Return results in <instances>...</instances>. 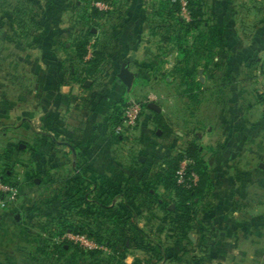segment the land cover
Here are the masks:
<instances>
[{"label":"crops","instance_id":"1","mask_svg":"<svg viewBox=\"0 0 264 264\" xmlns=\"http://www.w3.org/2000/svg\"><path fill=\"white\" fill-rule=\"evenodd\" d=\"M132 1L133 5L138 3L137 0ZM24 2L33 12L37 9L42 12L37 21L39 28L35 30L36 36L40 37L38 42L42 43L41 46L39 43L37 47L34 45L36 36L32 37L34 42L27 46H19L15 42L19 19L16 11L24 6ZM205 2L209 13L213 14L219 25L222 47L215 59L218 63L217 70L203 73V84L208 89V97L201 115L197 119L192 114L187 116V124L195 119L200 122V131L193 133L197 136L210 179L211 208L200 214L199 222L200 229L208 230L212 236L205 263L264 264V0ZM63 3L64 0H0V121L6 118L3 115L4 107H19L24 101L31 107V114L34 115L36 95L38 91H42V121L47 122V131L44 133L53 135L50 127L55 122L60 123L55 121L53 113L62 108L63 104L64 108L69 103L79 107L82 113L79 127L68 132L70 137L76 138V143H62L72 155L73 160L69 165L83 167L84 176L98 185V192L103 197L112 199L110 207H113V212L133 221L138 230L135 233L130 227L133 238H142L143 229L139 221L150 217L158 219L159 226L162 224V227L145 234L162 236L167 218L146 196V189L152 172L164 157L173 152L174 140L182 139L185 135L174 129V124L167 119L161 105H158L160 112L148 107L142 110L136 134L132 132L116 137L108 121L113 107L126 90L117 79L120 68L126 66L134 75L135 81L138 73L133 72L130 66L139 64L137 58L150 57L153 52L151 44L157 37L148 33L142 17H128L131 2L127 0L122 10L128 11L123 13L122 18L116 19L113 13L107 21H103L110 23L107 33L102 34L98 30L94 32L95 37L92 39L93 42L97 40L96 43L109 60L110 71H116L114 90L110 89L108 92L97 80H88L87 87L71 82L70 85L66 82L64 84L61 82L60 64L56 69L53 61L54 54L57 53L54 43L61 40L64 31L56 28L63 27L55 17V10H58V14L61 13ZM27 24L31 27L34 25L29 22ZM8 45L11 46L9 49ZM36 48L42 55V76L39 78H36L34 59L27 65L25 79L19 77L15 60L6 65L7 54L13 57L26 52V58L29 59L34 57ZM154 56L155 54L149 59ZM21 82L27 90L25 99L18 93L20 87L24 88L20 85ZM65 87H80L84 93L71 98L59 97L66 90ZM154 112L160 113L171 128L169 138H161V132L155 128ZM87 126L91 131L90 139L84 146H80L79 141ZM186 135L185 144L192 139L193 134ZM51 168L52 164L48 166V169ZM163 192L159 189L158 193ZM119 202L122 205L116 209ZM22 204L23 201L17 198L14 203L5 206L7 209L2 216L11 214V221L15 222L14 215L20 213L16 208ZM157 227L158 225L154 226ZM190 235L194 244L197 241L195 235ZM145 239L142 242H147V238ZM185 245V242H178L172 246L181 251ZM141 251V247L131 244L123 260L124 264H133L135 259L144 260ZM184 262L195 264L189 258L181 256L173 264Z\"/></svg>","mask_w":264,"mask_h":264},{"label":"rangeland","instance_id":"2","mask_svg":"<svg viewBox=\"0 0 264 264\" xmlns=\"http://www.w3.org/2000/svg\"><path fill=\"white\" fill-rule=\"evenodd\" d=\"M88 1L90 2V7H92L93 4L95 7V4L99 3L93 2L92 0ZM167 1L169 0H137L136 2L138 3L133 5V1L130 0L131 3L128 6V17H142L143 22L148 29V33H151L152 31L158 33L159 35H157L160 36L161 32H164V29L159 30L156 26L159 25V19L155 17L154 11L158 6L157 3ZM124 2L127 4V0H124ZM25 3L26 2H24V6L22 5L28 12L27 14L26 11H24V13L27 14L25 17L34 18L35 23H37L41 18L40 16L42 15V12L39 9L33 12L31 8H27ZM101 4L105 6V9L98 8L99 10L114 11V8L111 7V5L106 3ZM63 5L61 13L58 14V10H55V12H57L55 17L57 20H60L61 27H63L59 28V26H56V28L64 31L62 32L63 36L61 37V40L58 39L54 43L57 53L54 54L55 58H53V61L55 62L56 69L59 68L58 64H60V70L62 71L61 82L70 85L71 83L67 81V67L70 62L75 63V61H71L69 57L71 54L70 50L65 49L63 44L70 43V39H72L82 27H84L85 24L79 22V19L81 18L80 9L84 7V2H82V0H64ZM77 5L79 6L77 7ZM137 5H139V9H137ZM121 11L128 10L121 9ZM205 12L206 19L208 18L211 23H217L213 14L209 13L208 9ZM179 16L185 22L190 20L189 15L186 16L181 9ZM113 17L116 19L122 18L121 15H118L116 12H114ZM105 24L106 26H104L103 29L105 30V33H107L108 28H110V23L105 22ZM38 28L37 24H35L34 27L29 26L27 29H20L17 27V32L15 33L16 44L19 46H27L32 43V37L36 36L37 31L35 30H38ZM169 35H173V32H169ZM39 38V36H36V39L34 40L36 41L34 44L36 47L38 46ZM158 39V37L154 39L151 44L153 52L150 57L155 54L152 59H149L150 57L145 59L137 58L139 64L130 66V69L133 72L138 73V77L132 82L130 88L125 90L124 95L116 104L121 102L120 105H122L123 101H128L129 99L145 103L148 97L152 96L155 98V100L147 103H155L164 107L165 115L167 116V119L174 124V129L185 135L182 139L174 140L173 152L166 156L170 157L177 153H183L186 147L187 133L191 134L195 131H200L199 127L201 125L196 119L198 115H201L203 104L207 101L208 89L202 82L201 84H203V86L200 90L195 92L196 97L193 104L190 100H187L182 96L177 78L171 76L164 79L165 75L172 72L175 59L177 58V52L174 44L170 42L169 44L162 46V53L164 56L162 59H159V56L157 55L161 52L158 48ZM90 41L85 61L90 59V55L93 51L94 42L92 39H90ZM40 44L42 43L40 42L39 45ZM10 47L11 46L8 45L7 48L9 49ZM35 50L34 57L31 56L29 59L26 58V52H20L18 56L13 55V57H11L10 54H7L5 56V61H7L6 65H9L11 60H15L18 66L17 71L19 72V77L25 79L27 65H30L29 61L31 59H34L37 75L36 78H39V76H42V55L37 48ZM108 63L109 60L105 59V65L101 67L96 80L99 81L98 83L100 86L103 87L104 85L103 88H106L107 91L110 92V89L114 90L113 85L116 81V71H110L111 68L108 66ZM78 65L80 64L78 63ZM149 65L152 66L148 68ZM161 71H163V73ZM23 83L21 82L20 85L24 88L20 87L18 93L20 97L23 96L25 99L27 90ZM65 88L66 90H63V94L59 97L68 96L71 98L73 95L84 93L80 87H72L71 89L68 87ZM42 97L43 92L38 91L34 106V115L31 114L32 109L30 106H27L25 101L19 107L6 106L3 108V115H6V118H4L3 121H0V176L5 177V183L13 185L18 189L17 198L18 200L23 201L24 204L16 208L20 211L19 223L11 221V214L7 217H3L2 213L7 208H0V264H114V259L112 258V255H110L111 253L109 250L101 244L99 245L94 239L90 238L85 229V226L87 225L107 223L108 215L104 214L97 218L93 217V219H96L94 223L91 218L78 217L76 215L78 211L76 210L77 208H72L75 210H71L69 208L70 205H68L65 200V195L70 192L72 188L74 192H77L80 191L79 189L85 187L81 180L73 178V171L69 165L73 160L72 155L67 146L62 144L64 142L69 144L76 143V138L73 136L70 137L68 132L70 130L74 131L79 127V121L82 117L80 108H76V106H73L71 103L64 108L63 104L62 108L57 109L56 112L53 113L55 121L61 123L55 122V125H53L52 133L53 138L56 141L53 145L48 140L44 139L43 136L44 131H47V122L45 123L42 121L44 117L42 116ZM191 114L194 115V118L196 119L194 122L189 121V124H187V116H190ZM22 118H25V120L22 121ZM138 124L139 123H137L132 134H136ZM50 164H52V168L48 169ZM99 194V200L107 206L110 199L103 197L101 192H99ZM92 197L97 196H90V198ZM53 199L54 202L50 203ZM62 201H65L66 203L62 205ZM115 204L113 203V205ZM203 204L206 205V202ZM119 205L122 204L120 202L117 203L116 209L119 208ZM73 206L75 207V205ZM67 220L73 223V233H65L62 231L61 226L63 221ZM159 222L158 219L155 220L151 217L141 219V221H139L140 227L143 229L141 237L145 239V233H152L154 230H158L162 227V224L159 226ZM155 225H158V227L154 228ZM193 234L195 235L196 240L201 239L200 237L203 235L200 230ZM75 236H82L84 238L81 242L73 239ZM130 237L133 239L132 244L134 246L142 248L147 243L142 242V240H144L142 238L137 239L136 236L133 238L131 234ZM154 237L155 235H153V238ZM159 238L164 241V246L168 249V259L161 261L158 260L157 257L154 258V255L152 256V254H147L144 251H141L143 259L153 257L152 260H158L159 264L160 262H163L162 264H173V259L176 260L179 256H182L180 252L187 251L186 254L188 257L191 256L199 259L202 255L204 257L202 264H206L205 256L207 251L203 253L200 252L197 245L195 246L196 248H194L193 246L186 244L183 250L178 251L176 247H173L166 242L164 233L162 236H159ZM210 239L212 240V236ZM211 240H209V242H211ZM91 241L97 246V248H87L85 243H91ZM196 242L194 244H196ZM62 243H69L72 246V250L69 254L58 255L50 252L53 245H59ZM90 251L100 253L97 261L92 262V260L88 258V253ZM135 254H137V252ZM183 255L185 256V254ZM195 264L200 263L196 261Z\"/></svg>","mask_w":264,"mask_h":264},{"label":"trees","instance_id":"3","mask_svg":"<svg viewBox=\"0 0 264 264\" xmlns=\"http://www.w3.org/2000/svg\"><path fill=\"white\" fill-rule=\"evenodd\" d=\"M87 1V2H86ZM93 2L106 3L114 8V11H101L97 7L89 6L88 0H82L84 7L80 9L81 18L79 22L85 24L77 34H75L70 43H64L63 47L70 50V59L75 63L70 62L67 67L68 81L84 87V82L88 80L95 81L97 75L100 73L101 67L105 63V55L99 48V44L96 41L93 44V51L90 55V59L85 61L88 54V47L90 45V39L95 37V33L98 30L105 33L103 29L105 22L111 15L116 12L118 15H123L125 11H121L125 6L124 0H92ZM155 8L154 15L159 19L156 25L159 30L164 29L161 35L156 32L150 33L153 37H158L159 51L161 52L158 58L162 59L164 54L162 53V46L172 42L177 52V58L175 59L172 72L168 75H163L164 79L167 77H175L179 81V88L181 89L182 96L187 100H190L194 104L196 97L195 92L200 90L203 86L198 81V72L201 69L203 73H209L217 70L218 63L215 61L219 54V50L222 47V38L220 34L219 25L214 22L211 23L208 18H205V11L207 10V4L205 0H187L186 10L189 13L190 20L185 22L180 16V5L178 0L159 2ZM79 5H77L78 7ZM89 6V7H88ZM24 11L27 9L20 8L17 12L18 27L21 29L29 28V23H35L34 18L25 17ZM120 13V14H119ZM21 15V16H20ZM84 22V23H83ZM33 25V27H34ZM156 29V28H155ZM156 31V30H155ZM169 32H173V35H169ZM158 34V35H157ZM69 44V47H66ZM161 46V47H160ZM161 62V61H160ZM78 63L80 65H78ZM162 76V75H160ZM121 103V102H120ZM116 104L111 114L108 117V121L114 128L121 124L122 121V109L125 106L126 101H123L122 105ZM147 108V104H143L142 110ZM153 123L157 130L161 132V138H169L172 134L171 128L165 122L163 116L160 113L153 114ZM53 126L50 127L52 132ZM192 139L186 144L183 153H177L170 157H164L161 160L159 166L152 172L149 177V185L146 189V196L155 203L159 210L166 216L167 223L163 228L165 240L168 244H175L178 242H185V244L193 246L197 245L200 252H206L211 237L210 232L199 227V214L201 212H207L211 208L209 201L210 179L207 173L205 162L202 158L200 145L197 142V136L192 133ZM44 139L51 142L54 145L56 142L53 135L44 133ZM91 131L87 126L84 131L83 138L80 139L79 145L84 146L90 139ZM118 137V136H117ZM76 150L75 147H73ZM187 160L189 162V169L193 171L198 181L195 186L191 188H184L177 184L176 172L179 164ZM73 171V178L79 179L83 182L85 187L79 189L80 191L74 192L73 188L65 195V200L68 203L71 210L77 208V216L91 218L95 223L97 217L107 214L108 219L105 224H91L85 226L87 235L94 239L99 245L106 247L114 259V264H124L123 260L128 254L127 250L131 247L133 239L130 237V227L137 233L138 230L128 217H123L121 214L113 212V207H110L112 199L108 205L101 203L100 194L98 192V185L84 176L83 167L79 168L77 165L71 166ZM4 180V176H0ZM159 189L164 192L159 194ZM152 191V192H151ZM96 195L97 197L90 196ZM54 202V199L50 202ZM62 201V205L66 203ZM206 202V205L203 203ZM75 205V207L73 206ZM170 205H173V209H169ZM93 217H95L93 219ZM62 231L67 233H73V223L71 221H63ZM203 233L201 239H198L196 244H192L188 238L189 234H193L196 231ZM147 243L142 247V251L147 254L154 255V258L164 261L168 259V249L164 246V241L155 236L145 234ZM209 239V240H208ZM72 250V246L69 243H62L59 245H53L51 253L66 255ZM187 251H183L181 257L189 258L193 263L196 261L200 264L203 263L204 257L201 255L199 259L195 257H188ZM185 254V256L183 255ZM100 253L96 251H90L88 258L93 261L99 259ZM153 257L140 260L135 259L133 264H158V260L153 261ZM173 259L172 262H174Z\"/></svg>","mask_w":264,"mask_h":264},{"label":"built area","instance_id":"4","mask_svg":"<svg viewBox=\"0 0 264 264\" xmlns=\"http://www.w3.org/2000/svg\"><path fill=\"white\" fill-rule=\"evenodd\" d=\"M178 2L182 12L185 13L186 16L189 15L188 11L186 10L187 0H178ZM95 7L105 9V6L101 3H96ZM153 100H155V98L151 96L148 97L145 103L134 99H129L128 101H126L125 106L122 109L121 124L114 128V134L116 136L131 134L139 121L143 104H146L147 102H151ZM188 166L189 162L187 160H183L179 164L178 170L176 172L177 184L181 185L184 188H191L195 186L198 181L197 175L193 171H191ZM17 196L18 191L16 187L5 183L0 177V208H4L8 204L14 203L17 199ZM83 238L84 237L82 236H75L73 239L82 242ZM85 245L88 249L97 248V246L94 245L92 241L91 243L86 242Z\"/></svg>","mask_w":264,"mask_h":264},{"label":"water","instance_id":"5","mask_svg":"<svg viewBox=\"0 0 264 264\" xmlns=\"http://www.w3.org/2000/svg\"><path fill=\"white\" fill-rule=\"evenodd\" d=\"M199 76H198V80L200 83L203 82V77H202V70L200 69L199 72H198ZM117 79L120 83H122L126 89H129L132 82H133V79H134V75L132 73H130L126 66H122L119 70V73L117 74ZM89 85V81H85L84 82V86L87 87ZM147 107L155 112H160V107L155 104V103H148L147 104ZM169 209H173V205H170ZM14 221L16 223H19L20 222V213L17 212L15 215H14ZM188 238L194 242V239L192 237V235H188Z\"/></svg>","mask_w":264,"mask_h":264}]
</instances>
